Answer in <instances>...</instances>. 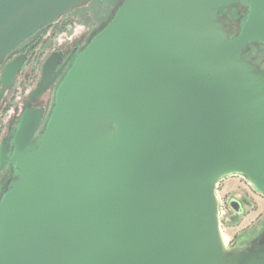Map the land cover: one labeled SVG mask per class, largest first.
<instances>
[{
  "label": "water",
  "instance_id": "water-1",
  "mask_svg": "<svg viewBox=\"0 0 264 264\" xmlns=\"http://www.w3.org/2000/svg\"><path fill=\"white\" fill-rule=\"evenodd\" d=\"M83 1L0 0V63ZM235 4L230 37L219 10ZM256 41L264 0H122L50 112L25 109L2 147L0 264H231L214 185L240 172L264 193V70L242 55ZM26 61L7 62L0 102Z\"/></svg>",
  "mask_w": 264,
  "mask_h": 264
},
{
  "label": "rangeland",
  "instance_id": "rangeland-1",
  "mask_svg": "<svg viewBox=\"0 0 264 264\" xmlns=\"http://www.w3.org/2000/svg\"><path fill=\"white\" fill-rule=\"evenodd\" d=\"M121 1L122 0H85L76 7L69 9V11L57 17L53 22L55 26L47 31L45 37H50L49 45H52V49L54 50L68 46L77 41L83 42V45L86 44L92 33L97 31L101 27V24L106 22L107 19L110 20L112 18ZM242 7L245 8L246 12L247 7L241 4L225 6L219 10L224 30L230 37L237 35L239 32V19L245 13ZM69 19L73 22L71 23L70 21L63 30H59L60 23ZM242 55L264 70L263 43L256 41L247 44L244 47ZM36 72L35 77L30 78L25 85H22V94L20 92L15 93L16 99L13 98L14 107H20L21 101L25 102V99H20L18 96H23L26 90L32 85L31 80L34 81L38 78V74H40L39 68L36 69ZM15 87L16 86L12 89ZM10 90L8 94L11 95ZM54 92L52 91L51 95L52 105ZM49 94L50 92L46 91L43 96L47 97ZM1 106L5 108V103L3 102ZM3 111L5 113L3 117L5 119L8 117L9 112H7V109ZM114 134L116 136L118 132L116 131ZM214 191L218 200L217 214L220 218L218 231L222 241L223 256L230 253L231 247L236 246V248H244V243L250 231H256L258 227H260L261 222L264 220V195L258 192L256 186L245 174L240 172L222 174L221 177L215 181ZM232 196L239 198L243 197V201L246 200L245 198L249 200L244 202V211L242 213L238 214L229 206L228 202Z\"/></svg>",
  "mask_w": 264,
  "mask_h": 264
},
{
  "label": "flooded vegetation",
  "instance_id": "flooded-vegetation-1",
  "mask_svg": "<svg viewBox=\"0 0 264 264\" xmlns=\"http://www.w3.org/2000/svg\"><path fill=\"white\" fill-rule=\"evenodd\" d=\"M67 11L69 10L62 12L60 15L64 14ZM37 40L38 36L22 41L0 63L1 76L7 62L10 59L18 55L27 54V61L22 65V67L12 80L10 86L6 90L0 102V153L3 146H5L6 149L9 145V149L6 150L7 156H10L12 153L14 144L13 135L19 125V121L23 111L25 109L34 108L44 110L45 115L49 113L52 106V91L54 92L57 83L62 77V74L67 69V66L72 61V58L75 56L79 48L83 45V42L77 41L75 43H71L68 46L53 50L52 45H49V36L45 37L43 41L38 42ZM45 63H48V69L44 75ZM37 68H39L40 71V74H38V78H36V80L34 81L31 80L32 85L26 90L23 96H18V98L20 99H25V102L21 101L20 107H14L13 98L16 99L15 93L20 92L22 94V85H25L26 82L30 80V78L35 77ZM49 81H51V83L45 90L39 92L36 96H33V93L39 86L48 83ZM1 86L2 84L0 82V88ZM14 86L16 87L12 89ZM9 90L11 95L8 94ZM46 91H49L50 94L47 97H44L43 94ZM3 102L5 103V108L4 106H1ZM4 109H7V112H9L8 117L5 119L3 117L5 114L3 111ZM41 128L42 126H40V128L38 129L35 137L38 135ZM12 173V163L7 160H5L2 164L0 162V191L8 181V179L11 177ZM258 192L264 195L263 192L259 190ZM245 199L246 200L243 201V197L239 198L236 196H232L229 199L228 203L235 212L240 214L244 211V202L249 201L247 198ZM244 244V248H236V246L231 247V251H229L231 256V264H264V220L263 222H261L260 227H258L256 231H250V234H248V237Z\"/></svg>",
  "mask_w": 264,
  "mask_h": 264
},
{
  "label": "trees",
  "instance_id": "trees-1",
  "mask_svg": "<svg viewBox=\"0 0 264 264\" xmlns=\"http://www.w3.org/2000/svg\"><path fill=\"white\" fill-rule=\"evenodd\" d=\"M109 19H107V21H108ZM70 21H71V23L73 22L71 19H69V20H65V21H62L61 23H60V27H59V30H63L69 23H70ZM106 21V22H107ZM53 22L54 21H52L51 23H49L48 25H46L45 27H43V28H41V29H39L37 32H35L32 36H30L29 38H27V40L28 39H30V38H32V37H36V36H38V42H40V41H43L44 40V38H45V35H46V33H47V31L50 29V28H52L53 26H55L54 24H53ZM106 22H104L103 24H101V26L102 25H104ZM100 27V26H99Z\"/></svg>",
  "mask_w": 264,
  "mask_h": 264
},
{
  "label": "bare ground",
  "instance_id": "bare-ground-1",
  "mask_svg": "<svg viewBox=\"0 0 264 264\" xmlns=\"http://www.w3.org/2000/svg\"><path fill=\"white\" fill-rule=\"evenodd\" d=\"M218 220L220 221V218L218 217ZM221 243H222V241H221Z\"/></svg>",
  "mask_w": 264,
  "mask_h": 264
}]
</instances>
